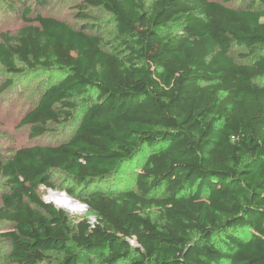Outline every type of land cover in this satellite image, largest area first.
Returning <instances> with one entry per match:
<instances>
[{
	"label": "trees",
	"instance_id": "trees-1",
	"mask_svg": "<svg viewBox=\"0 0 264 264\" xmlns=\"http://www.w3.org/2000/svg\"><path fill=\"white\" fill-rule=\"evenodd\" d=\"M61 1L0 0V92L46 73L21 123L71 129L0 150V264H264V0ZM58 175L92 222L41 198Z\"/></svg>",
	"mask_w": 264,
	"mask_h": 264
},
{
	"label": "rangeland",
	"instance_id": "rangeland-1",
	"mask_svg": "<svg viewBox=\"0 0 264 264\" xmlns=\"http://www.w3.org/2000/svg\"><path fill=\"white\" fill-rule=\"evenodd\" d=\"M79 1L80 0H62L41 12H50L51 14L59 16L77 26L84 23L83 20H78L73 17L75 10L72 8V4L79 3ZM216 1L223 2L231 7H243L252 0ZM253 1L258 3L259 0ZM35 12L36 9H34V13ZM94 16L95 19L99 20L103 25L100 33L104 40L108 41L109 39H112L114 25L111 16L103 12H95ZM22 25L23 21L18 14H9L8 17L0 14V33L9 32L14 34ZM8 77L10 76L6 75L0 66V85ZM48 80L50 81V78L46 73L34 74L29 78L27 76H22L15 85L0 92V150L4 159L10 158L20 147L33 144L53 145L60 143L70 135L71 129L68 125L63 127L60 124H52L47 126V132H45L44 135L31 137L29 135V126L21 123V119L24 115L35 106L37 92L43 89L44 84L46 85ZM1 182L2 178L0 177V183ZM53 184L55 186L54 190L46 189L44 187L39 188L38 193L44 201L51 202L55 206L64 210L68 215L71 224H75L81 219H87L91 222L93 221V214L81 201L78 187L73 195H69V193L65 192L63 189L64 187H70L68 179L61 175H58L54 179ZM54 195L60 197L66 196L67 198L72 199L75 201V205L79 210L72 211L57 205L51 200V196ZM1 244L5 247L8 246V243L5 241L1 242ZM52 257L55 259H61V257L56 254H52ZM53 264H56V262H53Z\"/></svg>",
	"mask_w": 264,
	"mask_h": 264
},
{
	"label": "bare ground",
	"instance_id": "bare-ground-1",
	"mask_svg": "<svg viewBox=\"0 0 264 264\" xmlns=\"http://www.w3.org/2000/svg\"><path fill=\"white\" fill-rule=\"evenodd\" d=\"M51 200L55 202L57 205L64 207L66 209L76 211L79 210V208L75 205V201L72 199L67 198L66 196H51Z\"/></svg>",
	"mask_w": 264,
	"mask_h": 264
}]
</instances>
